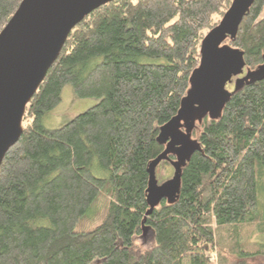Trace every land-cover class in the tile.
Masks as SVG:
<instances>
[{"label":"trees","instance_id":"obj_1","mask_svg":"<svg viewBox=\"0 0 264 264\" xmlns=\"http://www.w3.org/2000/svg\"><path fill=\"white\" fill-rule=\"evenodd\" d=\"M20 1L0 0V30ZM230 3L111 0L73 27L0 164V264H212V252L217 264H264V78L243 82L218 117L195 121L199 149L176 199L146 214L159 128ZM225 42L243 51L245 69L263 62L264 0ZM67 83L97 101L47 127Z\"/></svg>","mask_w":264,"mask_h":264},{"label":"water","instance_id":"obj_2","mask_svg":"<svg viewBox=\"0 0 264 264\" xmlns=\"http://www.w3.org/2000/svg\"><path fill=\"white\" fill-rule=\"evenodd\" d=\"M111 0H21L0 30V164L22 132L26 104L57 58L69 32L85 15ZM254 0H231L218 23L203 36L199 63L176 114L159 128L164 149L147 167L146 214L162 199L173 202L179 192L181 168L199 149L191 137L195 121L218 117L229 96L243 82L264 78L263 62L245 69L244 53L225 42L233 38ZM233 80V90L227 84ZM169 155L174 156L170 158ZM166 160L172 175L158 183L157 165Z\"/></svg>","mask_w":264,"mask_h":264},{"label":"rangeland","instance_id":"obj_3","mask_svg":"<svg viewBox=\"0 0 264 264\" xmlns=\"http://www.w3.org/2000/svg\"><path fill=\"white\" fill-rule=\"evenodd\" d=\"M231 88H233V80L227 84V89L231 90ZM96 101L95 98H77L74 95L72 86L67 83L61 90V101L54 109L43 115L42 122L47 127H58L66 123L77 113L95 104ZM172 171L173 169L170 165L158 164L155 169L158 183L169 178L172 175ZM208 259L212 264H217L214 252L208 254Z\"/></svg>","mask_w":264,"mask_h":264},{"label":"bare ground","instance_id":"obj_4","mask_svg":"<svg viewBox=\"0 0 264 264\" xmlns=\"http://www.w3.org/2000/svg\"><path fill=\"white\" fill-rule=\"evenodd\" d=\"M164 161H166V160H164ZM168 162V161H167ZM169 163V162H168ZM170 164V163H169ZM157 205V204H156Z\"/></svg>","mask_w":264,"mask_h":264}]
</instances>
